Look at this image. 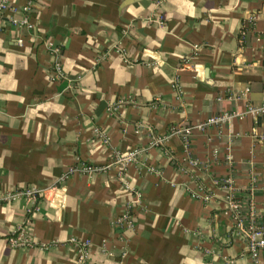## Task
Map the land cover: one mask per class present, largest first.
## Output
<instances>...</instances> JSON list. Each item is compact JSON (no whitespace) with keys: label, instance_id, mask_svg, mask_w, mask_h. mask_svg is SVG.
<instances>
[{"label":"crops","instance_id":"0c3cea01","mask_svg":"<svg viewBox=\"0 0 264 264\" xmlns=\"http://www.w3.org/2000/svg\"><path fill=\"white\" fill-rule=\"evenodd\" d=\"M9 5L3 16L15 22L0 24V264H70L81 243L85 264H255L222 184L229 176L235 196L264 215V128L249 113L196 124L263 97L264 0ZM51 47L62 70L53 78ZM186 124L183 142L170 128ZM133 150L134 159L113 160ZM23 188L35 195L15 193ZM133 191V226L117 228ZM21 225L30 244L9 245Z\"/></svg>","mask_w":264,"mask_h":264},{"label":"built area","instance_id":"2783aa9c","mask_svg":"<svg viewBox=\"0 0 264 264\" xmlns=\"http://www.w3.org/2000/svg\"><path fill=\"white\" fill-rule=\"evenodd\" d=\"M6 9H13L11 5H9V0H0V24L3 23H14L15 18L12 16L5 17L3 16V12ZM254 16H250L249 19H253ZM22 21H25L22 19ZM51 50L54 53V58L51 63L50 75L51 78L59 77L62 74V70L60 67V57L55 47H51ZM175 85L176 81H173ZM244 113H249L252 117H258L264 128V95L259 101L258 104H246L245 108L242 110H233L229 112H221L217 114H212L205 118L202 122L196 124L197 127L202 128L208 124L218 126L222 122L229 120L231 116L240 117ZM192 125H176L171 127L170 129L176 133H178L183 142L187 141V138L191 132ZM161 138H153L154 143H158ZM139 150H133L128 152L125 155L116 154L113 158L115 162L120 163L121 165L129 160L134 159ZM189 162H193L189 160ZM80 167V166H79ZM76 168L75 166H71L68 171ZM79 169L82 171L92 170V167L89 165H82ZM230 177L227 176L223 179L222 187L225 188L226 193L224 196V206L226 211L231 215L234 226H236L237 231L240 233L243 241H244V249L245 253L254 261L256 264L258 258V252L260 249L264 248V215L257 213L254 211L251 200L245 197H237L232 191V187L230 184ZM16 194H23L26 196H34L35 190L33 188H23L21 190H17ZM203 198L207 196L202 194ZM140 203V195L138 192L133 191V195L129 200H127L125 204L124 210L116 215L113 218L112 224L117 228H131L133 226V217L131 215V206L133 204ZM7 242L9 245L17 246L22 244H30L31 240L24 236V228L23 226H19L15 229L13 234L7 237ZM206 251V249L204 250ZM87 253V245L86 243H81L77 247V252L74 259L70 262V264H85L86 262V254ZM204 264H211L209 260H206ZM223 264H234L232 259H227L223 262Z\"/></svg>","mask_w":264,"mask_h":264}]
</instances>
